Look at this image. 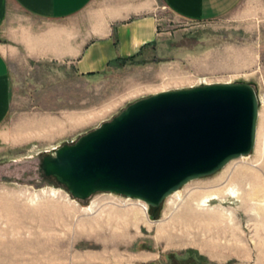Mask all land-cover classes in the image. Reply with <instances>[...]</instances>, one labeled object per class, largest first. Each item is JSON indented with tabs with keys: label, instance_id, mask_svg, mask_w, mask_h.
I'll return each mask as SVG.
<instances>
[{
	"label": "rangeland",
	"instance_id": "374dc122",
	"mask_svg": "<svg viewBox=\"0 0 264 264\" xmlns=\"http://www.w3.org/2000/svg\"><path fill=\"white\" fill-rule=\"evenodd\" d=\"M158 14L160 27H169L171 34L157 47L113 63L101 75L82 77L47 62L14 68L13 102L4 127L23 128L26 139L21 154H0V264H264L261 249L253 244L242 261L235 255L218 260L195 243L157 238L154 226L161 222L173 223L172 231L182 233L173 220L175 210H165V200L155 216L149 215L147 204V219L136 226L111 213L129 209L135 198L96 192L75 199L41 167L44 154L75 141L130 102L163 89L202 84L203 78L246 81L254 87L259 101L255 145L225 166L253 165L264 182V0H240L230 12L209 21H177L162 4ZM52 190L55 194L49 195ZM94 199L99 202L96 211H83ZM53 204L66 205L65 215H48ZM223 205L233 207L235 201ZM237 212L233 221L252 239L254 230L244 229Z\"/></svg>",
	"mask_w": 264,
	"mask_h": 264
},
{
	"label": "water",
	"instance_id": "95a60500",
	"mask_svg": "<svg viewBox=\"0 0 264 264\" xmlns=\"http://www.w3.org/2000/svg\"><path fill=\"white\" fill-rule=\"evenodd\" d=\"M258 116L246 81L163 89L44 154L41 167L75 199L110 192L158 207L189 181L249 154Z\"/></svg>",
	"mask_w": 264,
	"mask_h": 264
},
{
	"label": "crops",
	"instance_id": "0c3cea01",
	"mask_svg": "<svg viewBox=\"0 0 264 264\" xmlns=\"http://www.w3.org/2000/svg\"><path fill=\"white\" fill-rule=\"evenodd\" d=\"M240 0H0V154H21L23 128L5 129L16 66L52 63L82 77L101 75L122 58L157 47L160 4L177 21H209ZM19 130L20 133H19Z\"/></svg>",
	"mask_w": 264,
	"mask_h": 264
},
{
	"label": "bare ground",
	"instance_id": "6f19581e",
	"mask_svg": "<svg viewBox=\"0 0 264 264\" xmlns=\"http://www.w3.org/2000/svg\"><path fill=\"white\" fill-rule=\"evenodd\" d=\"M199 82L206 83L209 81L202 78ZM230 167L229 165L225 166L212 177L189 181L166 197L165 210L167 211L170 208L175 210L173 220L175 219L182 226V233L172 231L173 223L168 225L161 222L154 226L157 238L164 237L168 240V243H195L209 257H214L218 260H224L235 255L242 261L246 255L247 246L253 244V246L261 249V255L264 258V237L263 239L261 238L262 232H264V201H257L259 197H264V182L262 183L260 180V174L256 173L255 170L257 169H251L253 165L251 167L249 165H241L235 169ZM191 189L194 190L192 191ZM42 191L46 193L45 189H42ZM47 193L54 195L55 191L52 190ZM230 199L235 201V205L233 207L224 206L223 204ZM97 203L99 204L94 199L88 206L82 207V210L89 212L96 211L98 208ZM129 203L127 202L126 204ZM131 203L130 207H128L129 209L111 213L137 226L139 222L143 223L146 221L148 207L140 199H136ZM9 211H6L7 214ZM237 211H240L239 213L241 214L240 222L246 223L247 227L243 224V227L245 226L244 229L250 230L251 228L254 230L253 234L256 236H251L252 239H248L247 234L243 233L240 225H237L239 224L238 220L233 221L235 219L233 215ZM65 213L66 205L53 204L50 207L48 215L50 214L55 216L54 218H59L65 215ZM34 214L36 213L34 212ZM109 214L110 210L108 211ZM260 233L262 234L261 237ZM46 259L48 262H51L53 256L48 254L46 255ZM82 262L80 261L79 263Z\"/></svg>",
	"mask_w": 264,
	"mask_h": 264
},
{
	"label": "flooded vegetation",
	"instance_id": "af4514ba",
	"mask_svg": "<svg viewBox=\"0 0 264 264\" xmlns=\"http://www.w3.org/2000/svg\"><path fill=\"white\" fill-rule=\"evenodd\" d=\"M156 210H157L156 207L150 206L149 207V215L155 216L156 215V212H157Z\"/></svg>",
	"mask_w": 264,
	"mask_h": 264
},
{
	"label": "trees",
	"instance_id": "16d2710c",
	"mask_svg": "<svg viewBox=\"0 0 264 264\" xmlns=\"http://www.w3.org/2000/svg\"><path fill=\"white\" fill-rule=\"evenodd\" d=\"M131 58H133V57H130V58H122V59H120L118 61H125V60L131 59Z\"/></svg>",
	"mask_w": 264,
	"mask_h": 264
},
{
	"label": "built area",
	"instance_id": "2783aa9c",
	"mask_svg": "<svg viewBox=\"0 0 264 264\" xmlns=\"http://www.w3.org/2000/svg\"><path fill=\"white\" fill-rule=\"evenodd\" d=\"M205 83V82H204ZM199 84H201V83H199Z\"/></svg>",
	"mask_w": 264,
	"mask_h": 264
}]
</instances>
